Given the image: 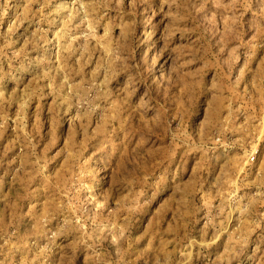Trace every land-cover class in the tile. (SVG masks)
<instances>
[{
    "label": "rangeland",
    "instance_id": "1",
    "mask_svg": "<svg viewBox=\"0 0 264 264\" xmlns=\"http://www.w3.org/2000/svg\"><path fill=\"white\" fill-rule=\"evenodd\" d=\"M0 264H264V0H0Z\"/></svg>",
    "mask_w": 264,
    "mask_h": 264
},
{
    "label": "built area",
    "instance_id": "2",
    "mask_svg": "<svg viewBox=\"0 0 264 264\" xmlns=\"http://www.w3.org/2000/svg\"><path fill=\"white\" fill-rule=\"evenodd\" d=\"M252 160H254V157H252Z\"/></svg>",
    "mask_w": 264,
    "mask_h": 264
}]
</instances>
